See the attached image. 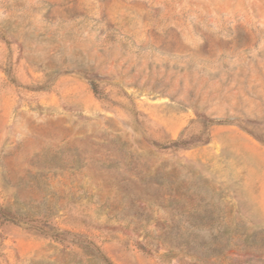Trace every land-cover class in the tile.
Here are the masks:
<instances>
[{"label": "rangeland", "instance_id": "374dc122", "mask_svg": "<svg viewBox=\"0 0 264 264\" xmlns=\"http://www.w3.org/2000/svg\"><path fill=\"white\" fill-rule=\"evenodd\" d=\"M0 264H264V0H0Z\"/></svg>", "mask_w": 264, "mask_h": 264}, {"label": "trees", "instance_id": "16d2710c", "mask_svg": "<svg viewBox=\"0 0 264 264\" xmlns=\"http://www.w3.org/2000/svg\"><path fill=\"white\" fill-rule=\"evenodd\" d=\"M92 87H93V89L96 91V85L94 84V82L92 83ZM176 144H179V143H176Z\"/></svg>", "mask_w": 264, "mask_h": 264}]
</instances>
